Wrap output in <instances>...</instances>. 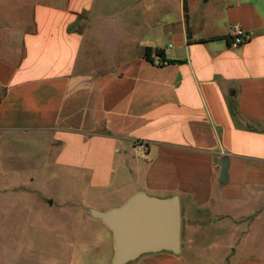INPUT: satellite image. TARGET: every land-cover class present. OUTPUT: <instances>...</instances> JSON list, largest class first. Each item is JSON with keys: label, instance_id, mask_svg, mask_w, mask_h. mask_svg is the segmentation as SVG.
Instances as JSON below:
<instances>
[{"label": "crops", "instance_id": "crops-1", "mask_svg": "<svg viewBox=\"0 0 264 264\" xmlns=\"http://www.w3.org/2000/svg\"><path fill=\"white\" fill-rule=\"evenodd\" d=\"M19 4L0 16V140L26 142L28 200L89 212L176 194L179 253L126 264H264V0Z\"/></svg>", "mask_w": 264, "mask_h": 264}, {"label": "rangeland", "instance_id": "rangeland-1", "mask_svg": "<svg viewBox=\"0 0 264 264\" xmlns=\"http://www.w3.org/2000/svg\"><path fill=\"white\" fill-rule=\"evenodd\" d=\"M20 1H1L0 16L7 6L20 5ZM11 143L0 140V264H109L113 251L104 236L106 226L87 209L59 204L41 207L28 200L22 186L28 174L22 167L23 160L27 162L26 142L18 138ZM43 173L45 184L58 188L49 191L69 196L68 188L61 189L69 184L67 179H56L48 170L33 174ZM37 179L36 185L44 180ZM5 180L12 181L13 187L5 186Z\"/></svg>", "mask_w": 264, "mask_h": 264}, {"label": "water", "instance_id": "water-1", "mask_svg": "<svg viewBox=\"0 0 264 264\" xmlns=\"http://www.w3.org/2000/svg\"><path fill=\"white\" fill-rule=\"evenodd\" d=\"M228 162V156L220 158L221 181L227 177ZM89 214L111 233L114 251L109 264H126L148 252L180 251L181 211L176 194L160 198L137 191L117 207L90 209Z\"/></svg>", "mask_w": 264, "mask_h": 264}, {"label": "built area", "instance_id": "built-area-1", "mask_svg": "<svg viewBox=\"0 0 264 264\" xmlns=\"http://www.w3.org/2000/svg\"><path fill=\"white\" fill-rule=\"evenodd\" d=\"M228 37H229V44L231 46H237L245 43L248 39V34L246 33L245 29L242 28L241 26L237 24H231L229 26V31H228ZM152 61L156 65H164L168 63V60L164 58L163 55H152ZM137 147L140 148L141 150H144L145 148V143L142 141H138Z\"/></svg>", "mask_w": 264, "mask_h": 264}, {"label": "trees", "instance_id": "trees-1", "mask_svg": "<svg viewBox=\"0 0 264 264\" xmlns=\"http://www.w3.org/2000/svg\"><path fill=\"white\" fill-rule=\"evenodd\" d=\"M186 6L184 5V11H185V17H186V19H187V14H186ZM152 53L153 54H156V55H162V51H161V49H159V48H155V49H152L151 47H149V46H147V47H145V49H144V56L147 58V59H149V60H153L152 59ZM170 62V61H169Z\"/></svg>", "mask_w": 264, "mask_h": 264}]
</instances>
